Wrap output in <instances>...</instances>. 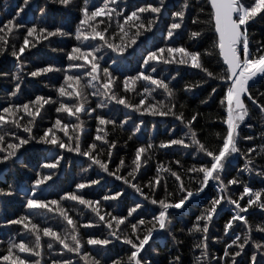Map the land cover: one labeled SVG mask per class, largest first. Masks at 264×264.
I'll return each instance as SVG.
<instances>
[{
	"label": "trees",
	"instance_id": "16d2710c",
	"mask_svg": "<svg viewBox=\"0 0 264 264\" xmlns=\"http://www.w3.org/2000/svg\"><path fill=\"white\" fill-rule=\"evenodd\" d=\"M119 2L120 8L117 11L122 9L123 15H129L138 7H144L148 3L157 6L156 0H119ZM92 3L99 5L101 0H90V5ZM183 3L184 0H165V8H162L161 13L158 14L159 18L151 31L142 30V34L137 38L136 43L128 47L122 55L112 52L106 47L101 48L96 55L103 57L99 61L101 69L108 68L112 76L115 77L112 85L113 91L119 96L125 97L129 102L136 104L139 103L142 96H147L145 106L158 101L169 106L175 103L176 107L173 111L177 112V114L183 112L185 122L195 113H199L197 119L193 122V130L197 133V137L202 143L215 149L221 144V138L227 127L222 122V118L226 117V112L220 103L226 94L227 82L206 78L200 69L193 68L190 65L176 63L165 65L157 62V71L150 73V69L143 64L148 52L156 51L158 48L183 46L189 51L203 53L211 47L214 40L211 24H194L192 22L197 14H199L200 20L208 19L211 9L207 0H189L192 7L186 12L181 28L174 30L172 38L167 37V31L171 23L179 22L178 19L173 17V13L179 10ZM82 6L83 0H74L73 4L67 8L58 3H53L52 0H29L27 5H25L24 0H0V26L11 19H15L17 23L23 25L18 32L9 37V50L0 55V111H2L3 107H7L10 104L28 103L30 100H34L36 96L51 98L52 101L63 100L70 106L75 103V97H59L57 91L64 84V76L66 74L77 75L83 72L82 69L69 67L73 62L67 59V54L71 52L73 47H86L89 43L102 44L99 40L81 43V41L75 39V29L79 25L80 19H82L80 11ZM201 7L204 9L203 12L199 11ZM21 9L23 11H20ZM41 9H43V14ZM17 12H20L19 17L16 16ZM123 15L113 17L111 27L107 33L109 38H112L115 30L113 42L116 44L121 43L117 22L123 23ZM142 15L146 18V23V20L151 18V15L157 14L144 13ZM102 19L107 23L105 17H98L97 21ZM33 25H36L37 28L45 27L50 31L61 28L72 35H57L47 39L41 38L39 41L35 38L38 33L34 34L33 37H29V45L20 58V62L23 64V70L20 71L17 66L20 62L10 54L11 45L15 44L18 49L23 43L22 37L26 35V28H30ZM99 27L103 29L105 24H101ZM132 31L134 32L135 29ZM192 31H201L202 35L195 39H190ZM248 33L250 48L253 50L258 44L264 43V13L261 16H257L254 21L249 22ZM33 43H35V47H32ZM177 58H179L178 54ZM113 60L116 62L113 63ZM202 60L204 67L214 73L223 72L224 67H226L222 66V58L215 54L211 57L202 56ZM48 66H52L54 69H61V71H51L36 77L30 75L32 71ZM141 71L145 72V74L150 73L157 79H164L170 88L173 89L174 96L168 97L162 89H156L148 96L143 91L144 87L154 88L155 86L150 85L146 81H138L135 85V90L125 92L123 87L124 79L136 76ZM17 73L20 75V81L14 79ZM101 76L103 77L102 71ZM87 79L85 76L82 83ZM205 80L206 82H204ZM18 82L20 83V92L16 97H12L10 93L15 90ZM198 82L200 83L199 87L185 90L186 85ZM213 88L216 89L215 93H212ZM88 91L90 93L93 89L89 88ZM250 91L259 104H264V96L260 95V93H264V81L258 82ZM103 99L100 96L88 95V104L86 106L96 108V111L90 115L85 112L79 114L80 120L83 121V131L78 133L81 149L87 150L88 146L93 142L97 143L96 152L99 153L100 159L108 163L109 171L116 172L117 175L127 176L128 172L132 171L134 167L132 161L135 158L136 150L140 147L147 148L151 144L152 148L141 154V168L135 174L136 178L132 180V183L140 186L146 195L157 200L164 199L167 193H172L173 195L168 197L169 201H178L183 194L179 191V182L175 180V177L170 172L161 171L159 173L161 177L159 185L154 188H149L148 186L149 182L153 181L154 177L157 176L158 167L163 166L165 169L178 173L185 187L195 192L199 187L198 181L202 174L191 173L186 170L193 166L200 167L202 164H207L211 158L199 153L195 146L188 148L182 145L160 146L162 143H167L170 139L180 138H183L186 144H191L190 135H186L188 133L186 123H182L173 115L152 116L147 113L142 115L140 112L116 104L115 101H106L107 107L97 108V104ZM205 100L207 103H201V101ZM245 103L250 111V118L247 119L246 123L250 126L241 124L238 142L240 153L233 154L228 158V162L225 164V172L222 174L225 184L233 178L239 179L241 183L228 185V190L225 193H221L220 183L218 181H210L204 192L190 198L182 208L169 209L173 225L171 235L163 231L154 233L149 245L145 246L148 249L146 258L150 264H169V261H173L177 256H179L178 264H195V258L200 255L201 250L196 249L194 244L200 238V234L193 235L188 230L197 223L196 217L210 206L211 199L223 194L226 197L230 196L232 199L239 200L241 206H245L248 196L245 195L244 199H240L244 185L254 190L264 189V176L258 175V173L264 171V153L261 152L264 140L260 136V133L264 131V119H262V114L257 104L247 99ZM181 105H184V107L181 108ZM58 106L59 103H48L44 104L40 110L32 133L37 137V140L46 129L52 127L58 117L64 123L70 125L80 123L75 116L69 117L66 113H57L55 109ZM97 115H102L106 119H115L116 121L115 128L112 125L106 126V131L108 132L107 140L115 142L116 145L111 149L110 160L107 156L108 146L102 141L95 140L99 126L98 121L94 119ZM28 119L25 116L21 124H25ZM124 121H127V123H124L121 128L120 124ZM137 126L140 129L138 132L135 131ZM14 131L17 135L24 138L28 137V134L24 133L22 128L14 129ZM68 131L70 136L74 137L76 135L71 127ZM54 132L65 143L70 142L63 132L57 129H54ZM217 132L221 134V138L215 135ZM245 137H253V139L247 140ZM8 139L11 142H15L12 137ZM37 140L30 141L29 144L19 149L16 157L0 164V189L5 192H12V195L0 194V256L6 254L10 239L19 242L21 238L17 235L21 230V226L9 224L8 221L10 220L30 214L33 222L40 224L41 227L48 226L61 233H63L65 228L69 227L56 213L46 210H34L29 213L26 208V198L31 197L33 189L38 198L48 201L61 200V197L68 192L82 194L86 199L101 201V214L111 213L113 216L127 215L128 209L135 207V203L138 202L142 207L137 209V213H134L133 216L146 221L152 219V213L159 205H153L150 200H145L143 196L136 193L123 180H117L115 176L103 172L97 165L89 167L91 161L85 156L75 152H68L66 149H61L54 145L40 143ZM72 142L74 143V140ZM100 147L104 148L103 152H100ZM249 148H254L256 151L248 153ZM61 156L63 159H60L55 169L42 167L46 163H54ZM248 158L253 160L252 167L254 171L243 172L241 170L247 163ZM121 160L124 161V167L117 172ZM145 160L147 161L146 163ZM48 174H53L52 179L38 188L35 187V179ZM129 179L131 178L129 177ZM92 180H99V184H90ZM78 183H85L89 186L85 189L77 190L76 184ZM118 191L123 193V195L117 200H102L104 195H114ZM61 203L78 225L90 224L92 226L79 228L80 238L82 243H84V249L80 254L69 253L66 249H63L62 245L53 242L52 250H48L45 246L42 264H52L54 259H68L71 264H86L83 258V251H88L92 256H95L96 259L101 261V264H111L113 260H122L126 264L127 257L130 255V246L124 244L122 239L116 240L115 237H111L109 235L110 230L103 222L99 221V218L90 209L74 201H61ZM261 212H264V210L255 206L248 209L247 219L253 226L252 240L245 246L242 254L236 257L237 264H252L251 257L253 255H256L257 264H264V258H262L264 247L258 250L253 243L255 241L264 245V233L255 231L257 224L264 226V215ZM233 215H235V206L225 199L218 206L217 214L214 215L209 226L208 252L212 264H216V259L223 257V250L226 244H230L231 239L234 238L233 232L243 237L246 231L243 222L238 221L233 222V228L229 229L227 234L225 233V225ZM105 219H109V217L105 216ZM129 220L133 223L136 222L132 217H129ZM127 230L122 225L119 234L123 235ZM172 236H175L181 243L175 244ZM89 238L109 239L112 242L107 246H93L86 243ZM49 240L50 238L43 237L42 244L46 245ZM25 243H28L31 247V238L25 239ZM233 250H236L235 246H233V249H229V251ZM20 255L28 257L27 253H20ZM141 255H145V252H142ZM0 264H7V262L0 260ZM220 264H224L223 259H221Z\"/></svg>",
	"mask_w": 264,
	"mask_h": 264
},
{
	"label": "snow or ice",
	"instance_id": "6c2138e0",
	"mask_svg": "<svg viewBox=\"0 0 264 264\" xmlns=\"http://www.w3.org/2000/svg\"><path fill=\"white\" fill-rule=\"evenodd\" d=\"M53 3H58L65 8L73 4L74 0H52ZM210 5V14L207 20H200L199 14L196 18L192 20L194 24H211L214 32V40L209 49H206L203 53L199 51H189L185 47H167L158 48L156 51L148 52L147 56L143 60V64L150 69V73H155L157 71L156 63L162 64H182L190 65L193 68L200 69L206 76V78H211L219 81L227 82V90L223 99L220 101L221 105L226 112V117L222 118L223 124L227 127L225 133L221 138V134L217 132L215 135L221 138L222 142L215 149H212L202 143L198 137L197 133L193 130V122L197 119L199 113H195L189 120L185 122L183 112L177 114L173 111L176 107L175 103L170 106L163 104V102L149 103L145 106V101L147 96H142L139 103L133 104L129 102L125 97L119 96L113 91L112 85L115 77L109 72L108 68L101 69L99 61L103 59L102 56L98 57V53L101 48L106 47L112 52L123 54L128 47L136 43L137 38L142 34V30L151 31L156 20L159 18L158 14L161 13L162 8H165V0H156V5L152 3L146 4L144 7H138L135 11H132L129 15H123V10L117 11L120 8L119 0H101L99 5L92 3L90 5V0H83V6L80 8L82 13V19L79 21V25L75 29V39L81 41V43L86 41H96L102 42L100 45H95L89 43L86 47H73L71 52L67 54V59L73 63L69 66L71 68L82 69L83 72L77 75H65L64 84L61 85L57 91L59 97H75V103L71 106L65 103L63 100L52 101L51 98H45L44 96H36L34 100H30L28 103L23 104H10L7 107H3L0 111V164L11 160L17 156L19 149L24 145L29 144L32 140H37L34 136L33 127L35 126L36 117L39 116L40 110L43 108L44 104L48 103H59V106L55 109L57 113H66L69 117L75 116L80 123L78 124H68L64 123L61 118H57L52 125L43 132L37 142L50 144L57 146L61 149H66L68 152H75L81 156H85L91 161V165H97L103 172L109 175L115 176L117 180H123V182L129 185L144 197L145 200H150L151 204L159 205L152 213V219L146 221L144 219H137L133 216L137 213V209L142 206L140 203H135V207L128 209L127 215H116L113 216L111 213L101 214L100 204L101 201H93L86 199L84 195L77 194L76 192H68L61 200H51L41 199L36 196L35 190L33 189L31 197L26 198V208L31 213L34 210H46L48 212H53L58 214L63 221L69 226L64 229L63 233L53 230V228L44 226L41 227L40 224L34 223L30 214H25L18 217L15 220L8 221L9 224L20 225L21 230L17 233L21 238L19 242L14 239L8 241V246L6 254L0 256V260L7 262V264H42L44 248L48 250L53 249V242H57L59 245L63 246L69 253L80 254L84 249V243L80 238V227H91L92 225H78L77 222L69 215L68 210L63 207L61 201H74L80 205L85 206L94 213L99 221L103 222L107 228L110 230L109 235L115 237L116 240H123V243L130 246V255L127 257L126 264H150L146 258V253L148 249L145 248L149 245V241L152 240L153 234L159 231H163L171 235L172 230V220L170 218L169 209H180L185 205L186 201L193 198L196 195L204 192L205 188L209 186L210 181H218L220 183V192L225 193L228 190V185H235L241 183L237 178H233L228 181L227 184L224 183L222 179V174L225 172V164L228 162V158L233 154H239L240 148L238 142L240 139V126L241 124L247 125L246 121L250 118V111L245 103V100L252 101L257 104L260 113L262 114V119H264V104H259L257 99L252 96L250 91L255 85L264 81V43L258 44L253 50L250 48V40L248 33V25L250 21H254L257 16H261L264 13V0H207ZM25 5L29 3V0H24ZM192 7L189 0H184V3L180 6V9L173 13V17L178 19L179 22L171 23L167 31V37L172 38L174 36V30L180 29L181 24L184 22L185 14ZM20 11H23L21 9ZM200 12H203V7L200 8ZM43 14V9H41ZM149 13L157 14L151 15V18L146 20L142 14ZM123 15V23L117 22V28L120 33V44L113 42L115 38V30L113 31V37L109 38L107 35L109 28L111 27V21L113 17H120ZM16 16H20V12L16 13ZM98 17H105V20L97 21ZM105 24V27L101 29L99 26ZM23 27L22 24L17 23L15 19L7 20L0 26V55H3L9 50V37L13 36L14 33ZM135 29L133 32L132 30ZM36 35V40L47 39L52 36H69L71 33L63 31L61 28H56L55 30H48L45 27L37 28L33 25L30 28H26V35H23V43L17 49L15 44L11 45V55L20 62V58L25 52L26 47L29 45V37ZM202 35L201 31H192L190 33V39H195ZM35 47V43L32 44ZM166 53V54H165ZM177 54L178 57L177 58ZM217 55L222 58V66L224 67L223 72L214 73L210 71L207 67H204L202 56ZM91 58V59H89ZM116 61L113 60V63ZM18 69L23 70L22 62L18 63ZM51 71H61V69H54L52 66L38 68L30 73L31 76L36 77L41 74H46ZM101 71L103 72V77L101 76ZM145 74L141 71L136 76L126 77L123 81V87L125 92L135 90V85L138 81H146L150 85L155 86L150 88L145 86L144 93L150 96L156 89H162L168 97L174 96V91L170 88L169 84L165 82L164 79H157L151 74ZM88 79L82 83L84 77ZM14 79L20 81V75L17 73ZM174 79V77H173ZM206 82V80L204 81ZM251 82V83H250ZM200 83L188 84L185 86V90H191L192 88L199 87ZM91 88L93 91L89 93L88 89ZM20 92V83L18 82L15 86V90L10 93L12 97H16ZM216 89H212V93H215ZM88 95L100 96L104 99L97 104V108L107 107V102L115 101L118 105H123L125 108L132 109L136 112H140L142 115L147 113L152 116H168L173 115L176 119L180 120L182 123H186L188 128V133L190 135L191 144H186L183 138L180 139H170L167 143H162L161 147H168L170 145H182L185 148L195 146L199 153H203L204 156L211 158L207 164H202L200 167L193 166L187 169V172L202 174L199 179V187L193 192L191 189L186 188L181 176L171 171L170 169H165L163 166L158 167L157 176L154 177L153 181L149 182V188H154L159 185L161 177L159 173L161 171L170 172V174L175 177V180L179 182V191L183 194L176 202H170L168 197L172 196V193H167L164 199L157 200L153 197L146 195L140 186L132 183V180L136 178V173L141 168V154L146 153L152 148L149 144L146 147H140L136 150L135 158L132 161L134 167L132 171L128 172L127 176L117 175L116 172H110L108 163L105 160L99 158V153L96 152L98 148L97 143L93 142L88 146L87 150H82L80 146V136L78 133L83 131L82 125L83 121L80 120V113L85 112L91 114L96 111V108L87 107ZM264 96V93H260ZM201 103H207V101H201ZM181 108L184 105L180 106ZM34 109V110H33ZM23 113V115H21ZM27 116L29 119L25 124H21V121ZM98 121L99 127L97 128V135L95 136L96 141H102L108 146L107 156L110 160L112 152L111 149L114 148L115 142H109L107 140L108 132L106 131L107 125H112L113 128L116 127L115 119H106L102 115H97L94 117ZM127 123L124 121L120 124ZM142 123V122H141ZM72 128L73 132L76 134L74 137L69 135V128ZM23 129L24 133L28 134L27 138H24L14 131V129ZM54 129L63 132L64 136L68 138L69 143H65L63 139L58 137ZM140 129L137 126L135 131L138 132ZM51 133V135H49ZM261 139L264 140V131L260 133ZM12 137L15 142H11L8 138ZM247 140H252L253 137H245ZM74 140V143L72 142ZM104 148L100 147V152H103ZM256 149L249 148L248 153L255 152ZM261 152L264 153V146L261 147ZM60 159H56L54 163H46L42 167L48 169H55ZM147 161L145 160V163ZM179 163V161H177ZM253 160L251 158L247 159V163L241 170L243 172H252L254 168L252 167ZM124 167V161H120V165L117 168V172L120 168ZM54 174V173H53ZM53 174L43 175L35 179V187L46 183L52 179ZM258 175L264 176V171L258 173ZM129 177L131 179H129ZM90 184H99V180H92ZM85 183L76 184L77 190H82L88 187ZM0 194L12 195L11 191L5 192L0 189ZM123 193L116 192L114 195H104L102 197L103 201H115L117 198L121 197ZM247 195L248 199L245 206H241L239 200L232 199L230 196L219 195L216 198L211 199L210 206L205 208L203 213L196 217L197 223L190 228L188 231L190 234H200V238L195 242L194 247L200 249V255L195 258V264H212L209 259L208 252V233L209 226L213 220L214 215L217 214V208L221 205V202L227 199V201L235 206V215L226 223L224 231L227 234L229 229L233 228V222L242 221L246 228L243 237L236 235L233 232L234 238L231 239L230 244H226L223 250V257L216 259V264H220L221 259L224 260V264H237L236 257L240 256L245 249V246L252 240L253 226L249 223L247 219L248 209L255 206L258 209L264 210V189L254 190L247 185L243 186V193L240 199H244ZM264 215V212H261ZM139 215V214H137ZM108 216L109 219H105ZM129 217L136 220L135 223L129 220ZM127 222V223H126ZM203 222V223H201ZM125 226L127 231L120 235L121 226ZM143 229V231H142ZM255 231L264 233V226L257 224L255 226ZM48 237L50 240L45 244H42V238ZM31 238V247L28 243H25V239ZM173 242L175 244L181 243L177 240L175 236H172ZM112 241L109 239H95L89 238L86 243L93 246H107ZM256 249H261L264 245L253 241ZM235 246L236 250L229 251ZM151 247V246H149ZM15 250V251H14ZM145 252V255H141ZM20 253H27L28 257H22ZM83 258L86 264H101V261L92 256L88 251H83ZM264 258V254H262ZM179 256L175 257L173 261H169V264H178ZM252 264H257L256 255L251 257ZM52 264H71L68 259L52 260ZM111 264H125L122 260H113Z\"/></svg>",
	"mask_w": 264,
	"mask_h": 264
},
{
	"label": "water",
	"instance_id": "95a60500",
	"mask_svg": "<svg viewBox=\"0 0 264 264\" xmlns=\"http://www.w3.org/2000/svg\"><path fill=\"white\" fill-rule=\"evenodd\" d=\"M251 83V82H250Z\"/></svg>",
	"mask_w": 264,
	"mask_h": 264
}]
</instances>
